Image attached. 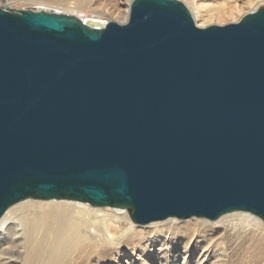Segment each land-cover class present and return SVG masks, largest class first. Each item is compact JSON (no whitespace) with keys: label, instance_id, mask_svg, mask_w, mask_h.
Masks as SVG:
<instances>
[{"label":"water","instance_id":"water-1","mask_svg":"<svg viewBox=\"0 0 264 264\" xmlns=\"http://www.w3.org/2000/svg\"><path fill=\"white\" fill-rule=\"evenodd\" d=\"M27 200L264 221V6L199 28L180 0L125 24L0 4V220Z\"/></svg>","mask_w":264,"mask_h":264},{"label":"bare ground","instance_id":"bare-ground-1","mask_svg":"<svg viewBox=\"0 0 264 264\" xmlns=\"http://www.w3.org/2000/svg\"><path fill=\"white\" fill-rule=\"evenodd\" d=\"M6 1L46 4L76 13L93 9L100 0H73L75 4L71 0ZM132 1L127 9L107 13L114 22L125 24ZM183 1L199 28L209 27L213 20L224 26L227 19H240L233 16L236 8L207 10L197 0ZM34 201L12 206L0 220V264H18L20 254L22 264H115L125 256L134 260V251L140 259L157 258L159 264H164L163 257L167 258L165 264H264V221L251 213L235 212L216 221L169 218L140 225L129 212L113 207L93 209L87 203L68 200Z\"/></svg>","mask_w":264,"mask_h":264},{"label":"rangeland","instance_id":"rangeland-1","mask_svg":"<svg viewBox=\"0 0 264 264\" xmlns=\"http://www.w3.org/2000/svg\"><path fill=\"white\" fill-rule=\"evenodd\" d=\"M1 1H0L1 6L13 8V9H19V10L31 9V10L38 11L40 9H45V10L53 11V12H57V13L76 15L82 19H88V18L90 19L91 17H96L98 15L99 17L97 16V19H95V20L104 21V22L113 21L112 16L107 12L112 11L114 9H119V8L120 9H127L130 5V0H100L93 9H90V8L78 9V11L76 13H73L69 10L64 9V8H59V7L50 6V5H46V4L42 5L40 3H32V2L31 3H28V2L27 3H16V2H7L6 0H1ZM180 1L183 2L187 6V8L189 9L186 2H184L183 0H180ZM69 3L75 4V1L71 0V1H69ZM197 3L203 4L204 6H206L207 10H213V9L229 10L231 8H236V11H234L233 16L238 17L240 19L236 18L234 20L235 22H232L231 21L232 19H230V22H229V19H227L228 22L224 21V23L226 22V24H224V25L239 22L246 14L253 12V11H256L260 7L264 6V0H262V1H260V0H197ZM129 12H130V8H129ZM101 13L103 14L102 16H101ZM129 16H130V13H129ZM213 21L209 22L210 25L208 24L207 26H212V25L223 26V22H216L215 20H213ZM34 202H38V201L35 200ZM77 204H80V203H77ZM80 205H85V204H80ZM89 205H87V206L91 208V206H89ZM93 209H102V208L101 207H99V208L95 207ZM110 209H112V208H110ZM179 221L183 222V223H187L189 220L188 221L179 220ZM210 223H213V222H210ZM117 232H118L117 228H115V233H117ZM123 252H125V251H123ZM189 254H191V251H189ZM133 255L135 258L134 260L133 259L130 260L129 257L125 256V257L121 258L120 261L117 258L115 261V264H131V263H136V262H137V264H141V261H143L144 259H146L145 260L147 262L146 264H159L158 259L155 257H152L148 261L147 259H149V258H144V259L138 258L139 253L137 251H134ZM19 257H20V259L17 262H18V264H22L24 261L23 257L21 256V254L19 255ZM139 259L141 261H138ZM165 260H167V258L163 257L162 261L164 264H165V262H167ZM106 264H110V262L106 263ZM112 264H114V262ZM168 264H171V263L168 262Z\"/></svg>","mask_w":264,"mask_h":264}]
</instances>
